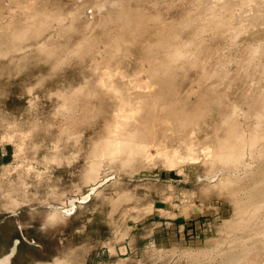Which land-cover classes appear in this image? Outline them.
Instances as JSON below:
<instances>
[{"label": "rangeland", "instance_id": "374dc122", "mask_svg": "<svg viewBox=\"0 0 264 264\" xmlns=\"http://www.w3.org/2000/svg\"><path fill=\"white\" fill-rule=\"evenodd\" d=\"M263 24L264 0H0V259L264 264Z\"/></svg>", "mask_w": 264, "mask_h": 264}, {"label": "bare ground", "instance_id": "6f19581e", "mask_svg": "<svg viewBox=\"0 0 264 264\" xmlns=\"http://www.w3.org/2000/svg\"><path fill=\"white\" fill-rule=\"evenodd\" d=\"M117 1H118V0H117ZM113 2H115V1H113ZM110 3H111V2H110ZM113 4H114V3H113ZM115 4H116V3H115ZM115 4H114V5H115ZM117 4H118V3H117ZM249 4H250V3H249ZM110 6H111V5H110ZM208 6H209V5H208ZM210 6H211V5H210ZM102 7H103V4H99L96 8H98V9H97L98 11H101L100 9H101ZM243 7H244V6H243ZM230 10H231V9H230ZM252 11H253V10H252ZM254 11H255V10H254ZM207 12H208V11H207ZM246 12H247V11H246ZM255 12H256V11H255ZM219 13H220V12H219ZM253 15H254V14H253ZM105 17H106V16H105ZM210 17H211V19H209L208 21L211 22V20H212L213 24H215L216 27L218 26V24L223 25V21L220 20V18H215L214 15H211ZM226 17H227V16H226ZM206 18H207V17H206ZM221 19H222V18H221ZM210 22H209V23H210ZM252 22H253V21H252ZM226 23H227V22H226ZM201 24H202V23H201ZM203 25H204V23H203ZM203 25H202V26H203ZM263 25H264V24H263ZM263 25H262V26H263ZM210 26H212V24H211ZM212 27H213V26H212ZM214 27H215V26H214ZM34 37H35V36H34ZM172 37H173V36H172ZM159 39H160V38H159ZM161 39H162V38H161ZM174 39H175V38H174ZM164 43H165V42H164ZM182 44H183V43H182ZM154 45H155V44H154ZM254 45H255V44H254ZM80 46H81V45H80ZM155 46H156V45H155ZM160 46H161V44H160ZM183 46H184V45H183ZM189 46H190V45H189ZM148 47H149V46H148ZM151 47H152V46H151ZM171 47H172V46H171ZM175 47H177V46H175ZM178 47H179V46H178ZM178 47H177V48H178ZM184 47H186V46H184ZM184 47H183V48L181 47V48H182V51H183ZM79 48H80V47H79ZM79 48H78V49H79ZM158 48H159V47H158ZM172 48H173V47H172ZM179 48H180V47H179ZM181 48H180V49H181ZM151 49H152V48H151ZM153 49H154V48H153ZM164 49H165V48H164ZM169 49H170V48H169ZM180 49H179V50H180ZM173 50L178 51V49H175V48H173ZM165 51H166V50H165ZM167 51H168V50H167ZM86 52H87V51H86ZM153 52H154V51H153ZM153 52H151V53H153ZM162 52H163V51H162ZM173 52H174V54L172 53V57L174 58L176 55H175V51H173ZM79 53H80V52H79ZM99 53H100V52H99ZM166 53H167V52H166ZM179 53H180V51H179ZM176 54H178V52H177ZM252 54H253V55H252L253 57H252V56H251V57H252L254 60H256V61L258 62V64H259V65H258V64H255V65H258L257 67L260 66V69L264 72V43H263V42H258L257 45L253 46V48H252ZM177 57H178V56H177ZM177 57H176V58H177ZM179 57H180V56H179ZM169 59H170V58H169ZM169 59H168V60H169ZM174 59H175V58H174ZM94 61H95V60H94ZM156 61H157V60H156ZM156 61H155V62H156ZM156 63H157V62H156ZM156 63H155V64H156ZM168 63H169V62H168ZM170 63H171V62H170ZM255 63H256V62H255ZM157 64H158V63H157ZM163 64H164V63L162 62V65H163ZM165 65H166V64H165ZM168 65H169V64H168ZM174 65H175V64H174ZM166 66H167V65H166ZM158 67H159V65H158ZM160 67H163V66H160ZM167 67H168V66H167ZM167 67H165V68H167ZM172 67H173V66H172ZM174 68H175V67H174ZM158 70H159V69H158ZM257 85H258V84H257ZM147 87H148V86H147ZM261 93H262V92H261ZM261 93H260V94H261ZM260 94H259V99H260V101H263V104H262V105L264 106V93H262L261 95H260ZM144 95H145V94H144ZM145 96H146V95H145ZM260 96H261V98H260ZM125 97H126V96H125ZM120 98H121V97H120ZM122 99H123V98H122ZM126 100H127V99H126ZM122 101L124 102V101H125V98H124V100H122ZM122 101H121V102H122ZM123 102H122V103H123ZM128 102H129V101H128ZM125 103H126V102H125ZM123 104H124V103H123ZM123 104H122V105H123ZM222 124H223V123H222ZM232 128H233V127H232ZM234 129H235V128H234ZM231 131H234V130H231ZM234 132H235V131H234ZM234 132H233V133H234ZM233 133H232V135H234ZM227 134H228V133H227ZM255 134H258V133H254V135H255ZM236 135H237V133H236ZM254 135H253V136H254ZM181 136H182V135H181ZM227 136H228V135H227ZM237 136H238V135H237ZM240 136H241V137L238 136V137L240 138V140H237L236 138H234V140L236 139L237 141H239V142H238L239 145L237 144L238 146H242V145L245 144V143H244V144H243V143L241 144V138H243V137H242V135H240ZM175 137H176V136H175ZM230 137H232V136L230 135ZM238 137H237V138H238ZM251 137H252V136H251ZM251 137H249V138L252 139ZM256 137L258 138V135H256ZM260 137H261V136H260ZM239 138H238V139H239ZM227 139H228V138H227ZM232 139H233V137H232ZM232 139H231V140L229 139L228 141H232ZM243 139H244V138H243ZM250 139H248V140H250ZM253 139H254V138H253ZM253 139H252V141H253ZM258 139H259V138H258ZM225 140H226V139H225ZM236 140H235V141H236ZM245 140H246V139H245ZM256 140H257V139H255V141H256ZM260 140H261V139H260ZM115 141H116V140H115ZM237 141H236L235 143H237ZM242 141H244V140H242ZM223 142H225V141H223ZM232 142H233V141H232ZM244 142H245V141H244ZM246 142H247V144H248V141H246ZM235 143H234V144H235ZM249 143L251 144V141H249ZM254 143H256V142H252V144H254ZM119 144H120V143H119ZM220 144H222V143L220 142ZM223 144H224V143H223ZM223 144H222V145H223ZM231 144H232V143H231ZM240 144H241V145H240ZM247 144H246V145H247ZM106 145H107V143H106ZM225 145H226V144H225ZM225 145H224V146H225ZM218 146H219V145H218ZM230 146H231L230 144H229V146L226 145V147L230 148V149H229V152H231V150H232L233 147H234V146L232 145L233 147H232V149H231ZM238 146H237V148H239L238 151H240L241 149H240V147H238ZM249 146H250V145H249ZM119 147H120V146H119ZM242 147H243V146H242ZM242 147H241V148H242ZM203 148H204V147H203ZM203 148H202V149H203ZM221 148H222V147L220 146L218 149L223 150V149H221ZM237 148H234V149L232 150V153H231L232 155H233V151H235V149H236L235 152H236L237 154L241 152V151H240V152H237ZM224 149H225V148H224ZM208 150H209V149H208ZM220 150H219V151H220ZM225 150H226V149H225ZM225 150H224V151H225ZM202 151H203V150H202ZM227 151H228V150H227ZM222 152H223V151H222ZM222 152L220 153V157H223V155L221 156V154H224V156H225V155H227V154L229 153V152H228V153H227V152L222 153ZM235 152H234V153H235ZM225 153H226V154H225ZM231 154H230V155H231ZM237 154H236V156H237ZM228 155H229V154H228ZM228 155H227V156H228ZM232 155H231V158H232V159H233L234 157H236V156H234V155H233L234 157H232ZM240 155H241V154H240ZM238 156H239V154H238ZM217 157H218V156H217ZM226 158L229 159V157H226ZM236 158H237V157H236ZM236 158H235V160L237 161ZM217 159H219V158H217ZM222 159H223V160H221V158H220L221 162L224 161V158H222ZM229 160H230V159H229ZM229 160H227V161L225 160V161H224V163H225L224 165H227V166H228V165H229V164H228V163H229ZM226 162H227V164H226ZM230 162H231V161H230ZM232 162L234 163V161H232ZM221 164H222V163H221ZM230 164H231V163H230ZM261 174H262V173H261ZM263 174H264V173H263ZM263 176H264V175H263ZM258 182H259V181H258ZM262 182H263V181H262ZM256 185H257V186H256ZM256 185H255V189H253V191H251V193H249L250 195L248 196V198H249L248 201H249V203H250V202L252 203V201L256 200V198H257V199H258V198H259V199H262L263 202H261V203H262L261 206L259 205L260 203H256V202H254V203L258 204L259 207H263V206H264V183H262V184L260 183L259 185H258V184H256ZM256 201L259 202V200H256ZM249 203H248V204H249ZM251 203H250V204H251ZM254 203H253V204H254ZM262 205H263V206H262ZM245 206H246V205H245ZM252 206H253V205H252ZM255 206H257V205H254V207H255ZM246 208H247V207H246ZM246 210H247V209H246ZM255 210H258V209L255 208ZM259 210H260V209H259ZM248 211H249V209H248ZM243 212H244V211H243ZM252 212H257V211H254V208H253V211L251 210V212H249V215H250V213L253 214ZM262 212H263V211H262ZM257 213H258V212H257ZM245 215H247V214H245ZM253 215H256V214L254 213ZM253 215H252V216H253ZM258 215H259V213H258ZM241 216H242V215H241ZM243 216H244V215H243ZM252 216H250V217H252ZM245 217H247V216H245ZM248 217H249V216H248ZM248 217H247V218H248ZM254 217H255V216H254ZM254 217H252V218H254ZM257 217H259V216H256V219H257ZM252 218H250V219H252ZM259 218H260V217H259ZM243 219H244V217H243ZM245 219H246V218H245ZM245 219H244V220H245ZM238 220H241V219L238 218ZM238 220L236 219V221H238ZM248 220H249V218H248ZM233 221H234V220H233ZM245 221H246V220H245ZM252 221H253V220H252ZM257 221H258V220H257ZM260 221H261V220H260ZM238 222H239V221H238ZM241 222H242V221H241ZM253 222H254V221H253ZM261 222H263V221H261ZM231 223H232V222H231ZM248 223H249V222H248ZM234 224H235V223H234ZM237 224H238V223L236 222V225H237ZM228 225H230V222H227V226H228ZM232 225H233V223H232ZM232 225H231V226H232ZM236 225H233V226H236ZM244 225H245V224H244ZM247 225H249V224H247ZM254 225H255V224H254ZM256 225H257V224H256ZM259 225H260V224H259ZM262 225H263V224H262ZM240 226H241V225H239V227H240ZM252 226H253V225H252ZM243 227H244V226H243ZM259 227H260V226H259ZM229 228H231V227L229 226ZM232 228H233V227H232ZM234 228H235V227H234ZM263 228H264V227H263ZM263 228H261V229H263ZM242 229H243V228H242ZM258 230H260V229L258 228ZM240 231H241V230H240ZM243 231H244V230H243ZM246 231H247V230H246ZM247 232H248V231H247ZM256 232H257V231H256ZM258 232H260V231H258ZM263 232H264V230H263ZM253 233H254V232H253ZM255 235H256V234H255ZM251 237H252V236H251ZM252 238H253V237H252ZM231 239H232V238H231ZM244 239H246V237H245ZM222 240H223V239H222ZM234 240H235V239H234ZM235 241L237 242V241H238V238H236ZM235 241H234V242H235ZM242 241H243V240H242ZM234 247H235V246H234ZM242 248H243V247H242ZM244 249H245V248H244ZM217 250H218V249H217ZM233 250H234V249H233ZM243 251H244V250H243ZM230 252H231V251H230ZM226 253H227V252H226ZM232 254H233V252H232ZM232 254H231V255H232ZM222 255H223V254H222ZM225 255H226V254H225ZM229 256H230V255H229ZM9 258H10V255H5L4 257H2V258L0 259V264H8V262H9Z\"/></svg>", "mask_w": 264, "mask_h": 264}]
</instances>
